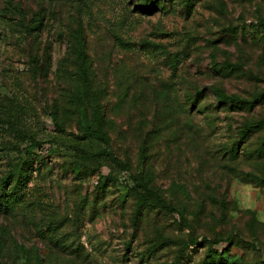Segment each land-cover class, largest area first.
<instances>
[{"label": "rangeland", "instance_id": "1", "mask_svg": "<svg viewBox=\"0 0 264 264\" xmlns=\"http://www.w3.org/2000/svg\"><path fill=\"white\" fill-rule=\"evenodd\" d=\"M0 264H264V0H0Z\"/></svg>", "mask_w": 264, "mask_h": 264}, {"label": "trees", "instance_id": "2", "mask_svg": "<svg viewBox=\"0 0 264 264\" xmlns=\"http://www.w3.org/2000/svg\"><path fill=\"white\" fill-rule=\"evenodd\" d=\"M214 93L217 95L218 100L220 102L229 103L231 105H237V104L245 103V102L248 103V104H251L256 99V98H254L253 100H250V101L239 100L238 98H236L234 96H228V95H226L222 90H219V89H215L214 90ZM196 97H195V99H196ZM195 99H194L193 102H195ZM101 117H102V115H101L99 109L98 108L95 109V113H94V116H93L92 122H91V127L88 128L89 133H91L92 135H96V136H100L101 135V130H102V127H101ZM251 126L252 125L249 124L246 128L242 129V131H241V137H243V134L246 132V129L249 128V127H251ZM38 145H39V143H34L33 145H31V149H33L35 146H38ZM235 147H234V145L231 146L230 150H224L222 152V154L228 152L232 156L236 155L237 147L236 148ZM82 153L84 155H86V156H99V155L106 154V153L109 154V155H111L110 152H106L105 150H102V151H87V150H82ZM111 157H112L113 161L117 162L118 164L120 163L112 155H111ZM123 167H125V166H123ZM142 187L144 188L145 185H142ZM161 206L164 207V208L169 209V206L166 205V204H164L162 201H161ZM4 213H6V212H4ZM216 243H219V241H216ZM213 251H215V250H213ZM221 257L222 256L220 255L218 257V259H221Z\"/></svg>", "mask_w": 264, "mask_h": 264}]
</instances>
